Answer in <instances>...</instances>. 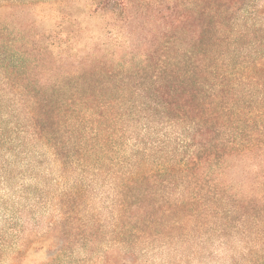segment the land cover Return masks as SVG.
<instances>
[{
    "label": "trees",
    "instance_id": "16d2710c",
    "mask_svg": "<svg viewBox=\"0 0 264 264\" xmlns=\"http://www.w3.org/2000/svg\"><path fill=\"white\" fill-rule=\"evenodd\" d=\"M85 11L158 25L126 62ZM240 164L264 170V0H0V264H264Z\"/></svg>",
    "mask_w": 264,
    "mask_h": 264
},
{
    "label": "rangeland",
    "instance_id": "374dc122",
    "mask_svg": "<svg viewBox=\"0 0 264 264\" xmlns=\"http://www.w3.org/2000/svg\"><path fill=\"white\" fill-rule=\"evenodd\" d=\"M77 4L75 5L76 10H83L84 7L83 4L80 5L79 8H76ZM84 11V10H83ZM89 16L87 15L86 11L81 15V18L83 20H86V24L90 26L91 29H93V33L95 36L93 38H88L89 32L85 35L83 38V43L88 45V48H101L100 52H112L115 51L118 53L119 56H122V59H125L126 62L131 61L130 53H134L133 56L139 57V55L136 53L140 49H142L146 44V34H150L149 31L151 29L157 28L158 22L156 21L155 17L152 16L149 20H147L143 16H138L137 19L134 22V24L125 32L123 36L113 37L115 35L109 34V36L102 30V26L106 23L102 19H89ZM113 25H110L112 28L115 27ZM118 26V25H117ZM124 30V27L121 28V26L117 27V29H114V33L116 30ZM114 90H111L113 92L118 91L116 88H113ZM120 90H125L124 88H120ZM256 164L254 166L246 167L243 164H240L237 168L238 171V177L242 180L245 184H251L255 180L261 179L264 170L262 168L261 172H258L255 168Z\"/></svg>",
    "mask_w": 264,
    "mask_h": 264
}]
</instances>
